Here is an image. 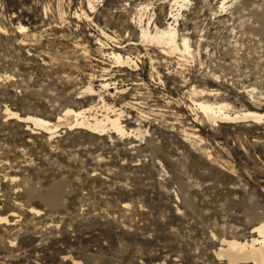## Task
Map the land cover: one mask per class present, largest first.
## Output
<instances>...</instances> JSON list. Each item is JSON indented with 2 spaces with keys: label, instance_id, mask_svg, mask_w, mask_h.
Segmentation results:
<instances>
[{
  "label": "rangeland",
  "instance_id": "374dc122",
  "mask_svg": "<svg viewBox=\"0 0 264 264\" xmlns=\"http://www.w3.org/2000/svg\"><path fill=\"white\" fill-rule=\"evenodd\" d=\"M171 3L0 0V264H253L217 253L264 221V122L196 102L264 113V0ZM172 22L190 53L141 37ZM67 106L125 134L9 115Z\"/></svg>",
  "mask_w": 264,
  "mask_h": 264
},
{
  "label": "bare ground",
  "instance_id": "6f19581e",
  "mask_svg": "<svg viewBox=\"0 0 264 264\" xmlns=\"http://www.w3.org/2000/svg\"><path fill=\"white\" fill-rule=\"evenodd\" d=\"M93 1L95 0H88V6L91 9L94 7ZM184 1L185 0H172V3H171L172 7H171V12H170L171 16H175V17L177 16V13H172V11L179 9V7L183 5ZM175 19L177 18H174V20ZM24 27L25 26L23 25H19V28L21 29V31ZM174 27L175 26L173 25V22L169 23L167 27L159 28L155 26V29H156L155 32L151 33L150 30L148 29L149 28L148 26L147 27L141 26V37L154 41L156 43V46L157 44L161 45L162 52L166 54L168 53L172 54L177 51L190 53L191 47L188 44V38L183 36L179 42L177 39L178 37L177 30ZM103 34L107 36L105 32H103ZM98 43H100L101 46H104V43L101 41L100 38L98 39ZM108 55L112 57V59H114L116 63L123 64V66L130 64V63H135L136 65V61H134L131 56L123 55L118 50L112 49L108 53ZM106 82L103 81L102 85L106 86L107 85ZM92 87L93 86L90 85L86 89L90 91L91 94H94L95 88H92ZM102 97L99 98L100 102H103ZM93 105H95V103H93L92 106ZM196 105L198 106V108L200 109L204 117L210 120L211 123H215L217 120L219 121L222 119H226V120L229 119L231 121L253 120L257 122H264V113L258 112L255 110H250V109L249 110L248 109H245V110L238 109L239 111H235V110L230 111L229 109L231 108V106L224 102H213L211 100H199L196 102ZM90 108L91 107L89 106L88 108L75 109L73 107L67 106V107H64L63 110L59 114H57L53 120L46 119L38 115H26V116L21 117V115L18 116V114L13 111L9 112V115H11L12 118L17 117L19 121L32 123L35 126H38L46 131H49L50 133H53L57 128H60V127L61 128L67 127L70 129L86 127V128L92 129V131L94 132L102 133L106 129V126H107L106 124H109L110 125L109 127L118 133L123 134L125 132L120 122V112L116 113L115 110H112L113 111L112 115L105 113L100 118V117H97L96 115H91V116L86 115V112H88L87 110H89ZM6 221H8L7 216H0V222H6ZM251 232L254 234L250 235L248 238H244L241 240L236 239L237 237L236 238H233V237L232 238H221L217 254L225 255L227 259L229 260V262L231 263H237L240 261H244V262L251 261L253 264H264V221H261L258 224L254 225L252 227Z\"/></svg>",
  "mask_w": 264,
  "mask_h": 264
}]
</instances>
